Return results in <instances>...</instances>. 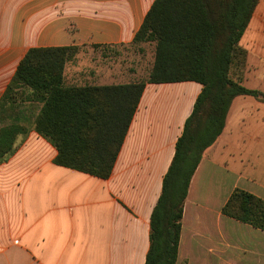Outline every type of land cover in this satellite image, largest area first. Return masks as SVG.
<instances>
[{
	"label": "crops",
	"instance_id": "1",
	"mask_svg": "<svg viewBox=\"0 0 264 264\" xmlns=\"http://www.w3.org/2000/svg\"><path fill=\"white\" fill-rule=\"evenodd\" d=\"M154 2L0 0V100L31 48H77L65 69L69 86L137 82L107 59L133 44ZM259 6L239 43L244 86L258 95L234 99L224 132L192 179L177 264H264V231L222 213L236 189L264 200ZM202 88L191 81L146 84L108 179L56 165V148L33 130L19 136L15 151L0 162V264H145L151 215ZM40 107L27 105L26 127Z\"/></svg>",
	"mask_w": 264,
	"mask_h": 264
},
{
	"label": "trees",
	"instance_id": "2",
	"mask_svg": "<svg viewBox=\"0 0 264 264\" xmlns=\"http://www.w3.org/2000/svg\"><path fill=\"white\" fill-rule=\"evenodd\" d=\"M259 2L155 0L133 41L155 43L152 69L140 82L69 86L65 69L77 48L29 49L0 100V162L30 129L56 148V165L108 179L146 84H201L150 220L145 264H177L192 179L224 132L234 99L258 95L244 86L245 51L239 43ZM28 104L41 105L30 128L21 122ZM222 213L264 231V200L247 191L236 189Z\"/></svg>",
	"mask_w": 264,
	"mask_h": 264
},
{
	"label": "rangeland",
	"instance_id": "3",
	"mask_svg": "<svg viewBox=\"0 0 264 264\" xmlns=\"http://www.w3.org/2000/svg\"><path fill=\"white\" fill-rule=\"evenodd\" d=\"M259 5V10L261 8L263 9L264 0H260ZM112 51L107 61H111L116 69L122 70L120 67L128 69L131 81L136 80L140 82L148 79L155 58V43L132 44L128 47L118 48ZM69 66L70 71L68 76L70 79H74L75 65L70 63Z\"/></svg>",
	"mask_w": 264,
	"mask_h": 264
}]
</instances>
